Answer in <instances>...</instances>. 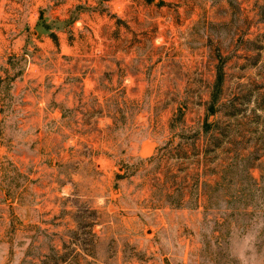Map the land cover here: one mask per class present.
Masks as SVG:
<instances>
[{
	"label": "rangeland",
	"instance_id": "1",
	"mask_svg": "<svg viewBox=\"0 0 264 264\" xmlns=\"http://www.w3.org/2000/svg\"><path fill=\"white\" fill-rule=\"evenodd\" d=\"M0 264H264V0H0Z\"/></svg>",
	"mask_w": 264,
	"mask_h": 264
}]
</instances>
